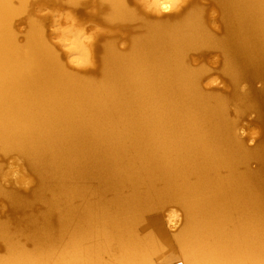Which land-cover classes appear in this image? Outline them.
I'll list each match as a JSON object with an SVG mask.
<instances>
[{
  "label": "bare ground",
  "instance_id": "1",
  "mask_svg": "<svg viewBox=\"0 0 264 264\" xmlns=\"http://www.w3.org/2000/svg\"><path fill=\"white\" fill-rule=\"evenodd\" d=\"M182 1L0 0V155L36 182L0 163V264H264V139L240 132L264 123V0ZM43 3L103 14L59 31L94 68ZM209 50L232 92L206 87Z\"/></svg>",
  "mask_w": 264,
  "mask_h": 264
},
{
  "label": "rangeland",
  "instance_id": "2",
  "mask_svg": "<svg viewBox=\"0 0 264 264\" xmlns=\"http://www.w3.org/2000/svg\"><path fill=\"white\" fill-rule=\"evenodd\" d=\"M182 1V0H181ZM184 1V0H183ZM182 3H187L192 0H187ZM203 7H208L211 16L215 17L219 14V10L211 4V0H199ZM132 6H137V3H131ZM140 8V6H139ZM141 9V8H140ZM175 11V8H172L169 11H163L164 13H171ZM36 16L45 20V28L48 34L52 33L51 41L59 50V53L63 56L64 61L71 69L75 70H87L94 68L97 64L89 65L87 68H81L75 65H72L65 57L66 53L64 49L60 46V36L59 31L61 30L60 26L65 24L66 16H69L71 21L77 23L79 26L85 29L96 28L103 29L106 28L104 21L102 20L103 14L100 12H90L88 10L80 11L77 8H72L65 4H53V3H43L37 5L35 10ZM90 12V13H89ZM63 19L62 23L59 22ZM19 19V30L21 33V38L27 29V23ZM53 21H56L53 24ZM54 25H57L54 27ZM220 25V22L217 23ZM53 37V38H52ZM128 41V40H127ZM123 39L122 46L127 42ZM195 64H207L210 68V74L208 76V82L206 87H209L213 90L222 91L225 93L232 92V87L229 82L226 80L225 76L222 73V55L219 51L209 50L203 56L197 55ZM89 67V68H88ZM245 85V84H244ZM254 86L260 88L262 86V81L254 82ZM235 106V105H233ZM236 107V106H235ZM235 113V108H231ZM240 132L242 137L245 138L246 142L249 145H255L262 139H264V123L258 117V113L255 111H249L242 119H240ZM0 163L3 166V175L1 177V182L5 188H17L22 192H30L32 188L35 187L36 182L34 179H30L28 182L22 184L19 182V177L24 173L21 160L16 158H5L0 155ZM1 204L8 206V202L1 201Z\"/></svg>",
  "mask_w": 264,
  "mask_h": 264
}]
</instances>
